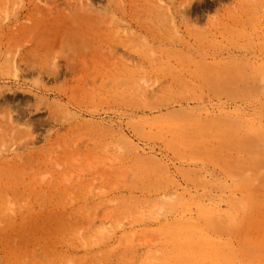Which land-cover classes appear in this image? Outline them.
Returning a JSON list of instances; mask_svg holds the SVG:
<instances>
[{"label":"rangeland","instance_id":"1","mask_svg":"<svg viewBox=\"0 0 264 264\" xmlns=\"http://www.w3.org/2000/svg\"><path fill=\"white\" fill-rule=\"evenodd\" d=\"M263 168L264 0H0V264H173L175 194L264 264Z\"/></svg>","mask_w":264,"mask_h":264},{"label":"bare ground","instance_id":"2","mask_svg":"<svg viewBox=\"0 0 264 264\" xmlns=\"http://www.w3.org/2000/svg\"><path fill=\"white\" fill-rule=\"evenodd\" d=\"M249 172L250 171L243 168H236L233 170V179L235 183H238V187L246 188L247 191L249 189H252V187H255V185H258V183L256 182V178L251 177L248 174ZM196 177L199 179L200 183L206 184V186L210 184V182L206 183L204 181L203 173L202 175L197 173ZM244 195L246 196V194ZM231 202L233 201L228 200V203ZM251 204V198H249L248 201L241 199L233 202V205L237 207L236 210L241 214L247 213L249 211L248 207H251ZM216 205V200H211L209 203L205 199H203L202 201H199L198 199L193 202H188L178 194H175V196H173L170 200L165 201L164 207L167 210V215H171L172 218H166L163 221H159L160 226L166 233L169 244H172L173 249L176 251H171L170 253H168V256L174 254L171 257L178 258L173 262V264H185L182 263L180 257H177V255H181L180 251L186 252L188 256L196 253L199 258L203 259L206 255V253L204 252L207 251V249L202 246V243L209 242H211L212 244L214 242H222L221 245L215 244V248L218 249L217 252H219L221 256L219 260L221 259L224 261V257L227 256L228 264H237L239 260H241V264H246L245 259L247 255L244 254L241 248L236 247L235 243L232 240L235 239L233 238L234 233H237L239 231L236 229H238L240 224H238V222L237 224H235L234 222L232 223L231 220H234V213L229 214L226 212V210L223 211V215L227 216V219L219 220L217 216L218 208L221 211L222 209L218 207V205L217 208ZM193 206H196L195 209L197 210V213H195V211L191 212L188 210L191 207L193 208ZM5 214L7 213L5 212ZM5 214L3 213V216H5ZM213 217H216V222H214ZM153 218L156 219L155 216H153ZM77 231L78 230H75L73 225L70 231V239L75 238V236L78 234ZM196 239H198L197 241H199L201 245L194 244L197 242L195 241ZM181 242H190L192 243V245H190L189 248L185 249L184 247H181ZM100 259L101 258L96 259L95 264H98ZM83 260V258H79V263L82 264Z\"/></svg>","mask_w":264,"mask_h":264}]
</instances>
